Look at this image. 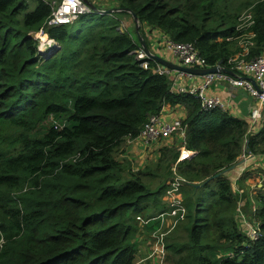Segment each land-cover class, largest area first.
<instances>
[{
    "label": "trees",
    "instance_id": "16d2710c",
    "mask_svg": "<svg viewBox=\"0 0 264 264\" xmlns=\"http://www.w3.org/2000/svg\"><path fill=\"white\" fill-rule=\"evenodd\" d=\"M113 1L48 24L51 0H0V264H133L138 216L167 207L179 149L161 147L156 166L133 170L123 144L166 104L185 107L191 151L177 164L185 215L162 235L169 264H264V182L245 200L251 238L226 174L242 150L264 152V126L250 132L243 118L203 108L153 56H137L146 24L234 73L238 34L253 33L248 57L264 49V0ZM245 10L252 21L239 32ZM132 13L141 40L121 28ZM40 28L52 39L42 47L31 35Z\"/></svg>",
    "mask_w": 264,
    "mask_h": 264
},
{
    "label": "built area",
    "instance_id": "2783aa9c",
    "mask_svg": "<svg viewBox=\"0 0 264 264\" xmlns=\"http://www.w3.org/2000/svg\"><path fill=\"white\" fill-rule=\"evenodd\" d=\"M51 5L52 11L47 19L48 24L71 22L78 16L79 13L89 9V5H87L83 0H59L58 2L56 0H51ZM239 20L240 22L237 29L240 32V29L245 28L252 21L249 11L245 10L240 15ZM35 35L39 38L40 47L52 42V39L46 36V33L43 32L42 28L36 31ZM252 36L253 33L241 32L235 37L240 45V50L227 59L229 68L235 71L234 74L224 70L220 64H215V66H218L219 69L202 74V78L198 84H191L188 88H185L184 85H180L176 87V91H188L198 95L200 104L205 109L220 107L222 105L220 98L214 95H209L206 92V89L214 79L222 78L231 84L244 86L248 90L249 94L258 103V105H255L252 108L250 117L253 119L256 116H259L260 105L264 103V55L260 53L256 56L248 57L250 46L253 44V41L251 40ZM164 44L177 56L180 63L184 66H212L207 63L205 57L199 52L198 48L192 41H173L166 37ZM145 55H147L145 51H137L138 57H143ZM143 65L146 66V61H143ZM156 70L158 72L167 73L168 75L170 72L169 68L160 64L157 65ZM183 74V71L179 73V75ZM178 77L179 76L170 77L172 79V86H176ZM162 110L163 107L158 113L150 114L138 135L134 137L143 142L168 138L176 132L180 133L183 137V140L178 148L179 154L170 166L173 175L169 185L165 188L164 193L167 207L157 214V224L150 232L153 264H165L166 254L162 241L164 228L166 229L172 227L175 223H177L178 218H182L185 215L186 207L182 199L177 194L180 185L185 182V178L178 173L177 164L180 160L188 158L191 154V151L184 145L185 126L182 124L181 119L176 117L165 120L161 117ZM252 154V152L244 150L243 155L250 156ZM240 206L241 202L239 201L237 209ZM238 216L242 226H244V230L251 238L258 235L259 230L257 227V221L254 217L251 218V220L247 219L239 209ZM138 218L143 222L148 221V219H144L141 216H138Z\"/></svg>",
    "mask_w": 264,
    "mask_h": 264
},
{
    "label": "crops",
    "instance_id": "0c3cea01",
    "mask_svg": "<svg viewBox=\"0 0 264 264\" xmlns=\"http://www.w3.org/2000/svg\"><path fill=\"white\" fill-rule=\"evenodd\" d=\"M58 1V0H56ZM133 22H135L134 19H132ZM131 22H127V24H130ZM122 24V22H121ZM128 29V27H125ZM141 29V28H140ZM129 30V29H128ZM137 31V30H136ZM136 31L131 33L132 36L138 38L141 40V36L139 33H136ZM149 50V52L156 54L163 59L169 61L172 64H179L182 65L177 58V56L164 44V41L166 39V35L161 32L157 28H150L146 24H142V30ZM47 36V34H46ZM48 37V36H47ZM51 39V38H50ZM261 54L264 55V49L262 50ZM160 64V63H159ZM161 65V64H160ZM169 68V67H167ZM169 76L170 77H178V81L176 83V86H172L174 90H177L176 87L180 85H184L185 88H188L189 85H196L200 82L202 78V74L197 72H184L183 75H179L181 70L177 68H169ZM231 73V72H230ZM234 74V73H231ZM206 92L209 95H214L220 98L222 105L220 108L230 114H233L235 116L243 118L247 122L248 130L250 132H256L259 129H261L264 126V103L260 105V115L256 116L255 118H251V110L255 105H258L256 100L249 94L248 90L244 86L234 85L226 81L222 78H216L213 80V82L207 87ZM186 115V109L181 104L176 105H164L163 110L161 113V117L165 120L171 119V118H180L182 119ZM183 140V137L180 135V133L176 132L173 133L168 138H162L158 140H153L149 142H143L137 138H128L124 141V148L125 152L124 154H128V157L131 160H137L136 158H133L134 155H141L149 151L150 145L152 143H157L153 147H156V156H159L161 147H170V148H179V145L181 144ZM132 154L130 156L129 154ZM244 154L243 150L238 155L236 161L226 170V174L231 180L232 187L233 186H239L243 188V192L241 195H239L240 202L242 205L246 208L245 200L246 198H250L253 202V194L256 191L255 186L260 187L262 183L260 184V179L264 182L263 178V171L264 168V152L259 153H253L250 156H242ZM139 158V162L144 160L143 158H146L145 156L141 155ZM143 159V160H142ZM139 168V167H136ZM247 174L246 176H243V178L239 179L242 174ZM258 178V181L256 182V179ZM252 208V206H251ZM249 207L246 208L245 211H249ZM156 215H150V216H141L144 219H148V221L152 220L148 223L146 222L147 227V233H149L148 226L152 225L154 227L157 224L158 219L156 218ZM145 231V228H144ZM146 232V231H145ZM139 251L142 250L141 245H138Z\"/></svg>",
    "mask_w": 264,
    "mask_h": 264
},
{
    "label": "rangeland",
    "instance_id": "374dc122",
    "mask_svg": "<svg viewBox=\"0 0 264 264\" xmlns=\"http://www.w3.org/2000/svg\"><path fill=\"white\" fill-rule=\"evenodd\" d=\"M58 2V1H57ZM89 2L93 3V2H96L98 4H100V6H114L116 4L115 1L113 0H89ZM242 14V13H241ZM121 28L122 29H125V27H128L129 31L132 33H134L136 30V33L138 32V22L135 21L133 23L132 19L124 14V15H121ZM127 22H131L130 24H127ZM141 30H142V24H141ZM159 143V142H157ZM156 142L155 143H152L150 145V149L148 152L144 153V154H141L143 155V157L145 156L146 158H143L141 164L138 163L139 162V158L141 155H134L132 156L133 153L129 154L130 156H132L133 158H136L137 160H131L129 157H128V154H122V156H125L128 158L129 162H130V166L133 170H136L137 168L136 167H139V168H142L144 166H151V167H154L156 166V162H157V159H158V156H156V147H153L155 144H157ZM244 152V150H243ZM242 155V154H241ZM244 157H246L247 155H242ZM258 181V178L256 179V182ZM260 184L263 183V181L260 179ZM231 186H232V183H231ZM255 188H259L257 186H255ZM233 189V192H235L237 194V196L241 195L242 192H243V188L242 187H239V186H233L232 187ZM240 200V198H239ZM240 210V212L249 220H251V218H253V216H251V210H249L248 212L245 211L246 208L244 205H242L241 203V206L238 208ZM130 214V212H129ZM146 214V211L144 213H140V215H144ZM240 220V219H239ZM152 220L148 221L151 222ZM138 224V230L135 231V233H133L132 237L130 238L131 240H136L137 242V245H141V248L142 250H137V253H136V256L134 258V262L133 264H153V256H152V251H151V239H150V232L151 230L153 229V227L149 228V233H147V230H146V222H143V221H138L137 222ZM177 224V223H175ZM243 229H244V226H242ZM144 228H145V231H144ZM165 229V228H164ZM246 232V231H245ZM180 235H183V232L181 230V234ZM139 249V247H138ZM165 254H166V258H165V264H169V261L167 260V250L165 249Z\"/></svg>",
    "mask_w": 264,
    "mask_h": 264
},
{
    "label": "water",
    "instance_id": "95a60500",
    "mask_svg": "<svg viewBox=\"0 0 264 264\" xmlns=\"http://www.w3.org/2000/svg\"><path fill=\"white\" fill-rule=\"evenodd\" d=\"M87 5H92L91 2H89V0H83ZM132 17L135 21H137V17L135 14L132 13ZM32 36H35V32H31ZM145 52L147 55L153 56L162 66L164 67H172V68H177L181 71H185V72H197L200 74H204L207 72H211V71H216L217 69H219L218 66H210V67H189V66H184V65H179V64H172L169 61L163 59L162 57L153 54L151 52H149V50H147V48L145 49Z\"/></svg>",
    "mask_w": 264,
    "mask_h": 264
}]
</instances>
